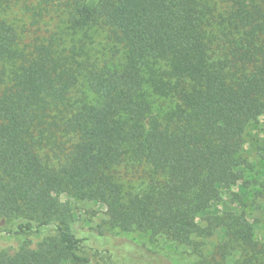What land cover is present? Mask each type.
Segmentation results:
<instances>
[{"label": "trees", "instance_id": "obj_1", "mask_svg": "<svg viewBox=\"0 0 264 264\" xmlns=\"http://www.w3.org/2000/svg\"><path fill=\"white\" fill-rule=\"evenodd\" d=\"M96 27L121 61L95 50ZM262 117L264 0H0V217L45 233L0 264H101L90 241L113 229L195 245L203 213L224 233L217 263L264 264L245 212L212 209L250 182L241 151ZM122 164L145 187L124 190ZM64 197L106 216L74 230Z\"/></svg>", "mask_w": 264, "mask_h": 264}, {"label": "rangeland", "instance_id": "obj_2", "mask_svg": "<svg viewBox=\"0 0 264 264\" xmlns=\"http://www.w3.org/2000/svg\"><path fill=\"white\" fill-rule=\"evenodd\" d=\"M14 16L20 23L29 26L30 17L27 12L24 15L22 10H19V14L15 13ZM53 22L57 23L58 20ZM96 28L92 29V32H96L94 45L98 44L95 50H99V54L111 62L121 61L124 50L113 45L103 28ZM241 154L250 163L243 170L245 180L250 182L246 186L233 187L232 192L229 191L224 197L226 204L215 203L212 209L237 207L241 212H245L253 224L255 238L264 242V117L248 126ZM116 179L124 190L136 192L145 187L149 178L143 169H132L130 165L122 164L117 167ZM63 200H68L73 209L74 230L82 228L86 231L90 226L98 225L106 216V207L103 204L78 198L64 197ZM205 218L207 217L204 213L198 218L206 230L203 235L194 239L195 245L179 243L166 236L154 237L149 232H123L113 229L100 238L95 231L90 241L97 248V251L93 252L96 254L93 262L104 264L112 253V261L117 264H221L217 263L221 258L215 259L212 255L215 247L224 241V233L213 225L208 226V220ZM20 223L21 217H0V249H16L23 241L34 245L44 237L45 233L39 237L33 232L20 231ZM233 263L231 259L226 264Z\"/></svg>", "mask_w": 264, "mask_h": 264}]
</instances>
